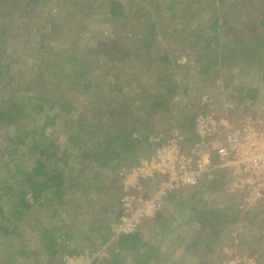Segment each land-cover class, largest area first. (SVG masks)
I'll return each instance as SVG.
<instances>
[{
  "label": "rangeland",
  "instance_id": "374dc122",
  "mask_svg": "<svg viewBox=\"0 0 264 264\" xmlns=\"http://www.w3.org/2000/svg\"><path fill=\"white\" fill-rule=\"evenodd\" d=\"M37 1H0V99L21 100L24 96L20 101L24 105L27 95L49 100L40 115L27 112L31 116L24 117L23 128L0 125V182L18 187L16 191H23L20 186L25 166L29 168L36 159L44 158L40 151L46 152L47 159L51 156L54 165L61 168L66 177L86 176L87 180H84L90 184L94 174L101 173L99 180L104 183L103 187L106 181H110L114 188L121 184L118 169L102 174L99 167L92 171L89 167L90 157L100 143L108 135L114 138L117 130L115 127L107 129L99 121L91 125L82 115L83 110L96 117L100 109L108 108V98L126 105L129 114L141 118L146 112L150 113L152 101L149 95L166 97L167 84L174 83L177 104L171 99L168 104L175 110L177 106V117L184 108L190 111L198 107L199 95L209 92L215 97L221 96L223 105L232 103L234 109L230 119L238 122L264 119V0H119L125 8L124 18L117 22L105 7L110 0ZM171 2L174 7L169 10L167 5ZM216 19L219 21L218 30H213L209 26ZM184 26L188 27L189 33L205 27L203 36H218L220 43H226L228 49L219 47L217 42L207 47L204 40H194L188 52H178L176 31ZM150 35L155 36L151 48H146L147 43L141 48L143 39ZM164 54H168L169 62L160 59ZM205 66L209 67L206 76L203 75ZM118 88L120 92L116 91ZM254 91L255 98H249ZM59 97L67 98L70 104L61 103L57 100ZM34 101L35 98L32 103ZM152 125L157 131L152 136L165 139L171 124L165 118L155 117ZM25 131L29 132L26 138ZM19 133L23 144L18 143ZM33 143L39 145L40 150L32 149ZM77 180L83 184L82 179ZM78 181L76 188L67 192L70 194L66 200L74 205L88 195V187L78 185ZM95 187V183L91 185L90 192ZM184 193L185 198L193 194ZM105 194L89 193L90 203L96 205ZM0 199L3 213L10 216L14 200L9 196ZM115 199L112 196L107 200L114 203ZM234 199L223 191L210 188L200 193L195 201L201 210L216 205L218 211L221 210L218 204L233 206ZM175 200L178 202V198L165 201L170 204ZM238 201L239 213L223 212L224 217L218 221L221 225L216 229L212 230V225L206 222L204 228L195 224L194 228L182 230L186 233H177L178 239L183 241L174 264H226L230 261L242 264L237 260L244 256L264 264V206L246 208L242 205V198ZM40 214L39 217L37 213L29 216L28 226L25 219L19 225L21 238H15L17 251L20 245L34 250L39 243L36 235L53 224L51 209ZM107 216L106 213V218L93 222L91 226L87 220L86 223L78 222L76 217L77 220H72L75 231L81 234L85 243L79 253L103 254L101 259L94 261L97 264L103 260L111 264L118 253L110 246L112 241L99 247ZM61 217L65 220L64 225L70 224L68 217ZM236 217L237 221L232 222ZM37 220L43 222L39 225ZM90 227L98 229L97 238L90 239L85 235ZM161 233L164 232L161 230ZM194 237L199 240L192 244L193 247L188 252L182 249H186L189 239ZM203 239L211 240V245ZM3 241L0 236V264L6 258L2 256ZM173 246L178 248L175 244ZM76 247L78 245H73L72 249ZM65 255L61 256L62 264ZM171 257L172 254L168 259L172 260ZM165 261L159 256L152 263L165 264ZM124 262L132 264L129 259ZM9 263L32 264L23 258Z\"/></svg>",
  "mask_w": 264,
  "mask_h": 264
},
{
  "label": "trees",
  "instance_id": "16d2710c",
  "mask_svg": "<svg viewBox=\"0 0 264 264\" xmlns=\"http://www.w3.org/2000/svg\"><path fill=\"white\" fill-rule=\"evenodd\" d=\"M35 1L38 2L37 0ZM105 7L108 8V14L114 22H117L124 18L123 15L125 6L121 1L110 0L108 3H106ZM172 7H174V4L172 2L167 5V8L169 10L172 9ZM137 17L140 18V16ZM218 26L219 21L216 19L214 22H212L209 28L218 30ZM205 30V27H200L197 30H192L189 33L188 27L184 26L182 30L176 31L177 36L175 46H177L179 49L175 46L174 48H177L178 52H188V49L191 44H193L194 40L196 42L204 40L207 47L213 44V42H217L219 47L228 49V47H226V43H220L221 39L218 36H214L212 38L203 36ZM181 36H183L184 39H182ZM154 37L155 36L150 35L149 37H147V39H145L146 42L143 39L141 48L143 47V45H145L144 43H147V49L151 48L150 45L153 43ZM179 44H181L182 46H180ZM193 46L196 47L198 45ZM134 56L135 54H133V57ZM125 57L128 58V55H125ZM168 57V54H164L162 55V57H160V59L169 62L170 60L168 59ZM215 67H217V64L215 65ZM208 68V66H205L203 68L204 76H206L209 72ZM120 90V88L116 89L117 92H120ZM176 90V84L170 83L167 84V87L165 89V92L167 93L166 97L163 95H149V99L152 101V104L150 105V113L146 112L141 118H136L134 115L129 114L126 105H123L120 102L114 101L110 98L107 99L106 106L108 108L104 111L100 109L101 112L99 113V115H96V117L92 116L90 114V111L83 110L82 115L86 116V118L89 119L91 125H93L94 121H99L103 122L104 126L107 129H112V127H115L117 130L114 131L117 132L114 138L109 137L110 135L105 137V139L100 143L98 150L94 152L93 155H91V163L89 166L91 171L95 167H99L103 174L108 170L114 172L116 169H118L120 171L123 167H132L137 165L141 158L139 155L145 157L150 152L151 137L153 134L157 133L155 127L152 125L153 119L155 117L165 118L168 121V124H171L168 127L167 134L172 128H177L183 133L185 137L184 148L187 152L196 140V136L194 133V122L199 107L191 109L190 111H188L187 108H184L182 113H180V115L177 117V106L174 107L176 108L175 110L168 104V100L170 99L175 101V103L177 104L175 97ZM255 96L256 92L254 91L248 97L255 98ZM229 97H231V95ZM23 98L24 96L20 99L22 100ZM25 98L27 99L25 105L20 102L21 100L18 99H0V125L6 124V126L16 127L17 129H19L20 127L23 128L25 126L24 117L30 115V113L33 116L40 115L47 107V103H49V100H47L46 98L32 96L28 97V95ZM34 98L35 101L34 103H32V100H34ZM219 99L221 100V97L217 96L215 102L218 113L221 111L220 109H224L222 108L224 107L223 102H219ZM57 100L65 105H67V103L70 104V101L65 97H59ZM69 106L71 107L72 105H68V107ZM227 110L229 113L232 111V108H228ZM225 113L226 109L225 111H221L218 116L220 117ZM22 132L24 133V131ZM28 134L29 132L25 131V138L28 136ZM23 142V137L22 135H20V138H18V143L23 144ZM32 149L40 150V146L33 143ZM40 155L44 158L42 159L40 157L39 159H36L29 168H26L25 166V169L22 171L23 183L20 186V188L23 189L22 193L16 191L18 187L5 185L6 181L0 182V198L1 196H9L10 199L14 200L10 216L3 213V208L0 205V236L4 238L2 246L4 254L2 253V256H6L4 260H1L2 264H10L9 262L15 260L16 258L29 259L32 264H61V256H63V254H79V252L84 249V247H82L83 244H80L81 239H78V247L74 249H70L66 245H59L57 243V229L55 225L52 227L50 226V228H44L42 232H39V235H36L39 237V243H37L38 245H36L34 252L31 251L27 247V245H20V249L19 251H17L18 247L15 244V238H21V230L19 228V225L25 219V223L28 226L31 218H29V216H33L37 213V217H39L40 213H42V211L44 210L51 209L54 211L53 215H55L57 213V205L63 202L65 194L71 188H76L78 181L77 179L83 180V184L78 181V185L88 187L89 193H93L95 190L100 193L106 191L107 189V187L102 186L104 183L99 180L101 173H95L89 184L88 181L86 182L84 180H87L86 176H78L79 178L77 179H73L69 175H67L66 177L65 172L58 166L57 168L56 165H54V161L52 160L51 156H49V159H47L46 152L43 151H40ZM85 157L87 158L88 156L86 155ZM115 161L117 164L114 163ZM83 172L85 173V171ZM94 183L96 186L95 190L94 188H91L90 192V187L91 185H94ZM86 184L89 185L87 186ZM226 184V176L221 172L206 173L197 187L172 191L169 193L166 199L167 201H170L173 198H178L180 200L179 204H183L184 207H188L185 209H187L188 212L190 211L189 218L193 217L195 223L200 224L201 228H204V225L207 222L208 224L212 225L211 229L214 230L216 229L217 225H221L218 223V221L220 222V218L224 217L222 214L223 212L230 211L236 215L237 213H239L237 205L239 202L238 200L242 198V195L236 194L233 196L235 198L233 200V206L227 204L226 207H223L222 204H218V206L221 207V210L218 211L215 209L216 205L208 207L206 211L201 210L195 199L199 198L200 193L206 192L210 188H212L216 192L220 191L222 193L223 191V193H225L224 191ZM88 192L87 194L89 195ZM119 192L121 193L120 185H118V187H116L115 189H111V193H106V196L107 198H110L111 195L115 196V194ZM184 192L193 193L191 194L192 197L190 196V199L183 197L182 195L186 194ZM103 212L104 210L102 209L100 212L101 218H99V221L100 219H102ZM112 213L113 214L111 215V219L109 221L107 220L105 224L103 223V227L107 230L106 232H108L109 235H107L106 237H102V242L99 246L101 248L109 241H112L110 243V246L112 245V248H115L114 250H117L118 253L116 254L111 264H124L122 263V260L124 259L119 258L122 254L129 255L131 257L130 263L132 264H149V261L157 255V248L153 244H151V242L150 244L147 243L138 231L136 233L121 235L118 238H114V225L119 218L120 209H117V211ZM159 214L155 217V222L159 225L161 224L166 226V221L163 219L164 216H159ZM237 219L238 217L234 218L232 222H236ZM211 220H214V223H211ZM36 223L41 224L40 221H37ZM87 230L88 238L92 239L93 237H98V234L96 233L98 229H95V227L89 228ZM67 237L69 236L67 235ZM41 248L45 249V252L48 253V257L46 255H43ZM40 256L42 257L40 258ZM44 258L46 260H44ZM94 264L97 263L95 262ZM99 264H109V262L108 260H103L99 261Z\"/></svg>",
  "mask_w": 264,
  "mask_h": 264
},
{
  "label": "built area",
  "instance_id": "2783aa9c",
  "mask_svg": "<svg viewBox=\"0 0 264 264\" xmlns=\"http://www.w3.org/2000/svg\"><path fill=\"white\" fill-rule=\"evenodd\" d=\"M216 98L211 93L199 95L196 140L187 152L183 133L172 128L165 139L151 137L150 152L137 165L121 168L120 215L114 225V238L136 233L143 221L162 212L170 192L197 187L206 173L224 174V194H241L243 207L264 206V119L238 122L219 117ZM102 255L66 254L63 264H93ZM237 261L258 264L247 256Z\"/></svg>",
  "mask_w": 264,
  "mask_h": 264
},
{
  "label": "crops",
  "instance_id": "0c3cea01",
  "mask_svg": "<svg viewBox=\"0 0 264 264\" xmlns=\"http://www.w3.org/2000/svg\"><path fill=\"white\" fill-rule=\"evenodd\" d=\"M219 97H221V96H219ZM219 102H222V100H220ZM226 104L224 105V107H222L224 109H220L221 111H225ZM233 109H234V107L232 108V111L229 113H227L228 110L226 109V113L224 115L222 114V116H227V117L231 118L232 113H233ZM106 183L107 184H105L104 186L107 187V189H106V191H104V194L105 193H111L110 192L111 189H115L114 187H112L109 184L110 181L109 182L106 181ZM94 190H95V188H94ZM93 193H99V192H97L95 190ZM69 194L70 193H66L63 202H61V204L57 205V213L55 215H53L54 211L52 210V215L54 217H56V216L57 217L56 218L53 217V224L51 225V227L55 225V227L57 229L56 234L59 233L58 234L59 237L57 236V243L59 245L60 244L66 245V246H68V248L72 249L73 245H78V243H79L78 239L79 238L81 239V234H79L78 231L77 232L75 231L76 227H75V224H72V220L75 221L78 219V222L84 221L85 223L87 220L88 221L87 224L90 225L93 222L98 221L99 218H101L100 212L103 209L104 212L102 213V216L105 217V214L107 213L108 214L107 217H108V221H109L111 219V215L113 214L112 212H115V211H117V209L118 210L120 209L121 193L119 192V193L115 194L116 199H115L114 203H112L111 201H108L107 200L108 198L105 194L102 197V199L98 201V203H97L98 206H96L97 204L95 205L94 202H92V201L90 203L89 197L91 195H85V198L87 197L86 199L82 198L83 199L82 201L79 202V200H78V203H76L74 205L71 202H69L68 200H66V198L68 197ZM112 196H114V195H111L110 197H112ZM171 200H173V199H171ZM179 202H180V200L178 199V202H177V200H175L174 203L171 202L170 204H167V202H166V204H164L163 210L159 214V216H164L163 219L166 221V226L161 225V224L160 225L157 224L155 222V220H154L155 218H154V219H147V220L143 221V223L141 224V226L138 230V232L142 235V237L144 238V240L147 243L150 244V242H151V244H153L157 248V252H156L157 255L149 261V264H153L152 263L153 261L154 262L157 261V258L159 256H162L167 260V262L165 261V264H174V262H176L175 261L176 260V258H175L176 254H178V253L180 254V252H181L179 249H180V246H182L181 244L183 241L182 239L181 240L178 239L179 235H177V233L178 234L186 233L185 231H182V230L194 228V225L196 224L193 217L189 218V215H190L189 212L190 211L188 212V210L185 209L188 207H184L183 204H179ZM99 206L101 209L99 208ZM64 215H65V217H68L69 220L71 221L70 224L67 223L69 225H64L65 220H63L61 217ZM68 218H66L67 221H68ZM37 221H39V220H37ZM40 222H43V221H40ZM85 227H86V225H85ZM85 227H83L82 230ZM90 228H92V227H90ZM161 230L164 233H161ZM101 231H105V233L101 235L102 237H106L107 235H109L108 232H106L107 230H101ZM86 234L88 236V230L85 231V235ZM67 235L69 237H67ZM60 239H62V241H60ZM151 239H152V241H151ZM187 239H188V237H187ZM189 240L190 241H189L186 249L184 247L183 248L181 247L182 249L186 250L187 252L190 250L191 247H193L192 244H194L195 241L199 240V238L194 237V238H191ZM203 240L206 241L205 243L208 242V245H211L210 243H212L211 240H208V239H207L208 241L206 239H203ZM65 241H67V243H65ZM99 242L101 243L102 241L100 240ZM201 243H204V242H201ZM205 243L203 244V247H205L204 246ZM80 244H85L84 240L81 239ZM173 244H175V246L177 245L178 248L174 247ZM41 249H42L41 251H42L43 255H46L48 257V253L45 252V249H43V248H41ZM32 251L34 252L35 250H32ZM174 253H175V255H174ZM170 254H172V257H171V258H173L172 260L168 259ZM42 256H40V258ZM119 258L120 259L125 258V259L130 260L131 257L127 254H122V255H120ZM125 259L122 260V263H125L124 262ZM44 260H46V259L44 258ZM208 263H210V261H208ZM202 264H204V263H202Z\"/></svg>",
  "mask_w": 264,
  "mask_h": 264
}]
</instances>
